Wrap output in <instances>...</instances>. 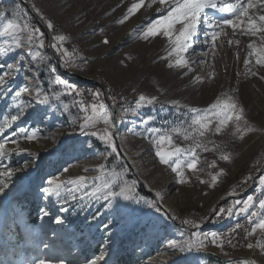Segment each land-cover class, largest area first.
Here are the masks:
<instances>
[{"label": "rangeland", "instance_id": "rangeland-1", "mask_svg": "<svg viewBox=\"0 0 264 264\" xmlns=\"http://www.w3.org/2000/svg\"><path fill=\"white\" fill-rule=\"evenodd\" d=\"M213 2L217 8L204 10L192 47L177 53L173 48L182 21L172 24L170 37L163 28L145 36L176 0H0V75L11 73L0 87V127L18 116L0 133V142L7 141L0 156V180L7 184L0 193V264H230L188 249L176 251L187 233L170 218L215 212L230 191L245 185L254 167L261 172L254 176L256 186L264 190V63L255 55L264 48V33L252 35L237 20L239 13L219 11L236 0ZM248 11L258 17L264 6ZM224 19L239 26L217 28L215 41L206 38L204 33L212 31L208 24ZM65 70L95 86L69 80L60 73ZM20 89L25 91L14 98ZM141 95L155 100L138 107ZM218 101L235 106L223 124L224 113L212 109ZM111 107L123 123L115 135ZM91 117L82 132L79 126ZM148 117L153 119L142 123ZM197 119L200 123H194ZM21 128L34 138L26 139ZM106 132L115 151L98 138ZM157 152L172 153L169 162ZM193 162L195 168L188 167ZM52 177H86L89 187L77 193L68 185L58 198L43 191ZM105 183L116 191L129 189L126 194L135 198L117 196L106 207L103 199L87 195L93 185L103 189ZM152 187L166 188L158 202L146 192ZM245 201L233 204L232 218L252 211L253 201L240 211ZM262 222L264 206L256 223L258 239L253 246L238 245L247 255L235 258L264 264ZM197 230L198 247L207 251L216 244L217 229Z\"/></svg>", "mask_w": 264, "mask_h": 264}, {"label": "snow or ice", "instance_id": "snow-or-ice-1", "mask_svg": "<svg viewBox=\"0 0 264 264\" xmlns=\"http://www.w3.org/2000/svg\"><path fill=\"white\" fill-rule=\"evenodd\" d=\"M143 0H141V3ZM163 2V0H161ZM262 5L264 6V0H247V5L243 6L241 4V0H236V3L232 4L231 7H220L219 11L221 12H231V13H239L240 15L237 17V20H239L240 24L246 23L247 28L246 31L252 35H256L258 32L259 33H264V15H259L258 17L255 14L250 15L249 14V9L250 8H255L257 5ZM136 5H133V8H135ZM207 8H217V4L213 2V0H176L175 6H173L168 12L167 15L162 16L159 19H155L152 21V27L148 30V32L145 33V36H149L152 34L157 33L158 29L163 28L164 35L165 36H172V24L176 22H183V27L179 31V35L176 36L175 40V47L173 48L174 52L179 53L180 51H184L188 48L192 47L191 41L197 36L198 33V27L200 25L201 21V15H207L205 13V9ZM133 9H129V12H131ZM4 12H0V16H3ZM240 17H246V21L241 19ZM259 21V24L257 23ZM225 25H231L234 29L237 28L239 25L237 24L236 21L233 19H224L220 21L219 23H209L208 27L211 29V33L209 34L208 32H205L204 35L206 38H210L211 40L215 41L216 36H217V31L216 29H223ZM48 27L51 28L52 24L49 22ZM43 33H41V36ZM57 40H63V36H57ZM108 41L105 40L104 43H107ZM41 43H43V40H41ZM55 47V45H53ZM253 47H255L253 45ZM251 54V53H250ZM39 55V53H37ZM255 55L257 57V63H264V48H260L255 51ZM179 63V61H177ZM247 63V61H246ZM54 70V69H53ZM11 75L10 72H4L3 75H0V87H4L7 84V81L5 80V77ZM58 83H62L66 88L69 89H74L75 86L71 85L67 80H59L57 81ZM10 91V90H9ZM25 91V89H20L19 91H16L15 97L18 98L21 96V93ZM155 100V97H153L151 100H147V98L144 95H141L137 101V106L139 107L141 102H147V103H152ZM93 112H97V106L93 105ZM104 105L101 104L100 108H103ZM219 108L221 112L224 113L222 119H221V124L225 123L228 119H231V112L234 110L235 106L233 104L225 102L223 105L220 104L218 101L216 104L212 106V109H217ZM193 111H196V109H193ZM219 115V113H217ZM95 117H91L88 120H86L84 123H82L79 127L82 132H86L89 123L91 122L92 119ZM18 119L17 115H13L10 120L5 121V124L3 127H0V133H3L7 127H10L12 123H14ZM153 118L148 117L142 123L148 124ZM237 120L241 119L240 115L236 116ZM105 123L111 127V121L110 120H105ZM194 123H200V119H197L194 121ZM205 127L207 125H204ZM20 133L25 134L26 139H33L34 136H28L26 134V130L21 128ZM149 131L155 132L157 131L156 129H149ZM217 132L220 131V128L217 127L216 129ZM88 135H93L96 136V132H88ZM203 134V133H201ZM111 133L106 132L104 135H100L98 138L101 139L102 141H105L106 143H109L112 145L113 151H115V145L112 144V141L110 139ZM163 139V138H161ZM15 142V141H13ZM7 144V141L0 142V156L5 155V145ZM157 155L160 156V159L163 163L167 164L169 162V157L172 155V153H163V152H157ZM190 168H195V163H191L188 165ZM177 169H179V164H177ZM66 172L67 169H64ZM181 177H183V172L179 173ZM183 182V180H181ZM261 182L264 183V177L261 178ZM47 186L43 189L45 194L48 195H55L58 198L61 196V189L62 188H67L68 185H74V191L75 192H80V191H86L89 187L87 184V178L86 177H78L77 179L74 180H68V181H63L59 180L57 177H52L48 179L47 181ZM7 187V184L0 180V193H3L5 188ZM129 191V189L126 188H120L119 191L114 190V185L105 183L103 185V189L96 187L93 185L91 187V191L87 192V195L92 196L96 199H103V201L106 202V207H111L113 200L117 197H123L124 199H133L135 197L130 196L126 194ZM75 195H73V199H75ZM253 201L252 196L247 197V201L243 202V207L240 209L241 212L247 211L249 208L250 204ZM236 203H241L240 201H237ZM261 206H264V200L259 201ZM220 212L223 213L224 209L221 208ZM228 214L232 215V209L230 208L228 210ZM43 215H47V212H44ZM56 223H62L61 218H57ZM260 228H264V222L258 225ZM198 235L197 232L193 231L191 233V236L189 237L188 241L183 244V245H177L176 251L182 252L186 249H192V248H197V244L193 243V239ZM217 240L216 234H212V242L215 243ZM203 247V245H200ZM100 259H103V256L100 257ZM38 264H46L44 260L38 261ZM89 264H97L95 260L90 261Z\"/></svg>", "mask_w": 264, "mask_h": 264}, {"label": "bare ground", "instance_id": "bare-ground-1", "mask_svg": "<svg viewBox=\"0 0 264 264\" xmlns=\"http://www.w3.org/2000/svg\"><path fill=\"white\" fill-rule=\"evenodd\" d=\"M256 45V44H255ZM248 47V46H247ZM261 47V44H260ZM25 94V93H24ZM257 94V93H256ZM27 95V94H26ZM29 99V98H28ZM38 112V111H37ZM119 131L122 129L123 127V123L119 122ZM117 132V134H118ZM94 162V161H93ZM102 166V165H101ZM100 168V167H99ZM251 170L253 171V173L255 172L256 168H251ZM93 175V174H92ZM98 177V176H97ZM256 177V176H255ZM255 177H253L252 180V184L251 186H248V188L245 189V196H247V194H249V196H254L253 197V202H254V206L252 208V211L250 213H248L246 216H235L234 218H232V216H230L228 214V212H226V216H222L221 219H209L206 222H201V223H195V230H197L198 228H202L203 226H206L207 228H214L217 229L218 233L216 234L217 237H226L228 236V231L231 228H235L237 227V225L239 224V222H241L242 219L244 218H252V220H250V227H256V223L258 222V220L261 217V214L263 212V206L260 205L259 201L264 200V190L257 188L258 185L256 186V180ZM141 179L143 180V182H146V179L141 177ZM246 181V180H245ZM237 184V183H236ZM166 189V188H165ZM165 189L162 187H152L151 189H149L151 192H153V194L156 196L157 200H160L163 198L164 196V192ZM237 190V188H235L233 191L229 192V196L230 197L231 194H234V192ZM228 195V194H227ZM227 198V200H228ZM217 199H221V198H217ZM218 200V201H219ZM226 200V201H227ZM241 199H236L235 201H233L231 208L233 207V204L237 201H240ZM224 201V202H226ZM216 203V202H215ZM218 204V203H217ZM222 206V204L220 205ZM207 210V209H206ZM216 210V209H214ZM206 212V211H205ZM212 213V212H211ZM200 215V214H199ZM198 215V216H199ZM204 215V214H203ZM253 215V216H252ZM190 216V215H189ZM197 216V215H195ZM208 214L207 216L204 215V217H197L195 219H206L208 218ZM193 217V216H192ZM188 219V218H187ZM178 223L179 221L176 220ZM174 223V222H172ZM175 224V223H174ZM181 224V223H180ZM182 225V224H181ZM205 231V230H204ZM188 241V235H187V240ZM238 245L241 246H246V244H229V243H218L216 242L215 245H211L207 251H205L204 249L200 248L197 246V248H192V249H188V251L191 254H201L202 251L205 252H212V253H216L219 252V256H223L224 258L227 257V259H233L235 258V256H240V255H247L244 254L243 252L238 251ZM233 251V252H232ZM188 252V253H189ZM217 254V253H216ZM232 254V255H230ZM241 258V257H240ZM260 263V262H259Z\"/></svg>", "mask_w": 264, "mask_h": 264}, {"label": "built area", "instance_id": "built-area-1", "mask_svg": "<svg viewBox=\"0 0 264 264\" xmlns=\"http://www.w3.org/2000/svg\"><path fill=\"white\" fill-rule=\"evenodd\" d=\"M261 172H254L250 176H246V183L245 185L238 187V189L234 192V194H231L230 197L226 202L222 203V206L216 207L215 212L210 213L208 218L206 219H181L178 218L177 220L179 223H182V225L189 227L192 231H198L195 230V223H201L206 222L209 219H221L222 216H226V212L231 208V205L233 201L236 199H245V189L248 188V186H251L252 180L254 176H260ZM254 197V196H252ZM223 208L224 212L221 213L220 209ZM253 216V215H252ZM250 220L252 218H244L239 222L237 227L231 228L228 231V236L226 237H217L216 242L217 243H229V244H250V246L254 245V239H258L256 235V227H250ZM238 262L235 261L234 264H237ZM230 264H233L232 262Z\"/></svg>", "mask_w": 264, "mask_h": 264}, {"label": "water", "instance_id": "water-1", "mask_svg": "<svg viewBox=\"0 0 264 264\" xmlns=\"http://www.w3.org/2000/svg\"><path fill=\"white\" fill-rule=\"evenodd\" d=\"M54 54V53H53ZM62 70H64L63 68H62ZM66 71V73H68V74H71V75H74V76H79V77H81L80 75H78L77 73H75V72H71V71H67V70H65ZM87 81H90L91 79H88V78H85ZM94 82H96L95 80H93ZM97 83V82H96ZM104 96H105V93H104ZM106 100H107V102H108V104L111 106V103L109 102V100L106 98ZM112 108V110H113V112H114V115H113V117H114V123H115V128H114V131H113V134L115 135L118 131H119V124H118V120H117V118H116V113H115V109L113 108V107H111ZM115 137V136H114ZM135 174V173H134ZM139 179V181H140V183L142 184V186L144 187V182H143V180L142 179H140V178H138ZM145 188V187H144ZM146 190V189H145ZM146 192L148 193V194H151L153 197H154V199L156 200V202H158V200L156 199V196L153 194V192H151L149 189L148 190H146ZM170 218H171V220H172V222H174L180 229H182L183 231H185L186 233H187V235H188V239H189V237L191 236V233H192V230L189 228V227H186V226H184V225H181L180 223H178L174 218H173V216H170ZM193 243H195V241H194V239H193ZM201 254H204V255H207V256H213V257H216V258H218L220 261H222V262H224V263H231V262H235V261H246L248 264H255L254 262H253V260L252 259H250V258H233V259H227V258H222L221 256H218V255H216V254H214V253H208V252H205V251H202L201 252Z\"/></svg>", "mask_w": 264, "mask_h": 264}, {"label": "trees", "instance_id": "trees-1", "mask_svg": "<svg viewBox=\"0 0 264 264\" xmlns=\"http://www.w3.org/2000/svg\"><path fill=\"white\" fill-rule=\"evenodd\" d=\"M61 73V75H64V76H66L69 80H71V81H73V82H75V83H77V84H83V85H91V87H93V86H95L93 83H91V82H88V81H86V80H84V79H82V78H80V77H77V76H72V75H69V74H67V73H64V72H60ZM141 188V187H140ZM142 191V190H141ZM143 192V191H142ZM144 193V192H143ZM145 195H147L146 193H144Z\"/></svg>", "mask_w": 264, "mask_h": 264}]
</instances>
